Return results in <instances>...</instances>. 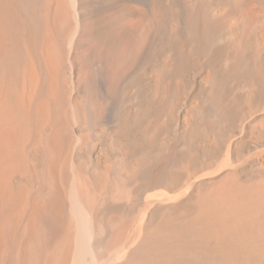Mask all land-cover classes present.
Instances as JSON below:
<instances>
[{
    "label": "bare ground",
    "instance_id": "bare-ground-1",
    "mask_svg": "<svg viewBox=\"0 0 264 264\" xmlns=\"http://www.w3.org/2000/svg\"><path fill=\"white\" fill-rule=\"evenodd\" d=\"M0 264H264V0H0Z\"/></svg>",
    "mask_w": 264,
    "mask_h": 264
}]
</instances>
